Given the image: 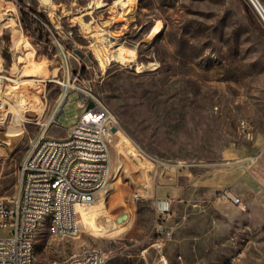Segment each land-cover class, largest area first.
Wrapping results in <instances>:
<instances>
[{"label": "rangeland", "instance_id": "obj_1", "mask_svg": "<svg viewBox=\"0 0 264 264\" xmlns=\"http://www.w3.org/2000/svg\"><path fill=\"white\" fill-rule=\"evenodd\" d=\"M115 1L0 0V197L15 203L53 113L46 133L69 134L85 83L116 120L110 181L74 235L41 225L38 264L92 247L103 264H264L263 21L248 0Z\"/></svg>", "mask_w": 264, "mask_h": 264}, {"label": "built area", "instance_id": "obj_2", "mask_svg": "<svg viewBox=\"0 0 264 264\" xmlns=\"http://www.w3.org/2000/svg\"><path fill=\"white\" fill-rule=\"evenodd\" d=\"M262 20L264 5L261 0H248ZM264 24V23H263ZM72 86V84H71ZM70 87V86H69ZM69 87L65 88L62 99V111L69 98ZM76 105V123L65 137L49 136L47 128L60 115L52 114L48 124L20 165L21 184L19 194L14 204L0 197V264H38L37 258H31L33 244V228L37 219L49 211L51 190L55 186L64 185L65 188H76L89 201V194H97L103 189L111 174L110 136L116 120L112 113L104 107L94 96L92 88L85 83L78 87ZM65 99V101H64ZM71 134H80V142L71 141ZM53 144H61L59 164H52ZM71 144H78V154H71ZM96 152H103L109 159V168L98 165ZM63 163L76 164V172H64ZM81 167H89V175H81ZM94 175H101V182H94ZM220 196L235 204H241L239 196L229 188L221 190ZM92 201H89V203ZM64 205L65 222L56 227H70V234L74 235L76 227L68 226L67 206ZM158 215L166 218L171 212V201L160 198L155 201ZM105 255L100 248H89L87 254H80L79 258L69 256L51 261L49 264H102ZM233 264V263H230Z\"/></svg>", "mask_w": 264, "mask_h": 264}, {"label": "bare ground", "instance_id": "obj_3", "mask_svg": "<svg viewBox=\"0 0 264 264\" xmlns=\"http://www.w3.org/2000/svg\"><path fill=\"white\" fill-rule=\"evenodd\" d=\"M42 1L48 2L50 0H42ZM131 3H132V0H116L114 2L115 5H121L122 7H126V8H129V6H131ZM262 21L264 23V14H262ZM160 24L155 26L154 28L155 33L160 32L161 30ZM86 26L88 27V25ZM127 52L124 51V47L119 46V48H117V50L114 52V55L115 57L119 59L129 60L130 56L125 54ZM99 60L102 65L105 64V60L103 59L101 55H99ZM66 69L69 70V66L66 65ZM67 73L68 74H67L66 82H64L65 87L71 86V82L69 78V71ZM63 97H64V93L62 94L60 98L59 105L62 103ZM2 107H3V102L1 101L0 108ZM48 121L45 122L44 124H48ZM71 141L80 142V134H71ZM60 151H61V144H53L52 164H59V152ZM71 154H78V144H71ZM96 159H98L99 166H102V168H109V159H107V156H105L103 152H96ZM63 171L64 172H76V164L63 163ZM81 175H89V167H81ZM94 182H101V175H94ZM108 184L109 182L107 183L105 187H107ZM96 195L97 194H89V201L94 202ZM89 201L88 199L84 198L83 193L80 190H76V188H65L64 185L55 186V190H51V194H50L49 211L43 213L41 219H37L36 226L33 228V244H32V249H31V258H36L35 240H36L38 230L40 229L41 225L45 221H47V231L50 234H54V235L59 234L60 232L65 231L66 228L70 229V227H61L59 229L56 228L60 225H63L65 222L63 204L67 206L68 216L76 217L75 212L80 211L82 209L81 206L92 203V202L89 203ZM79 222L80 221L77 220L76 218H67L68 226H78ZM88 252H89V249H86L81 252L70 255L69 258H79L80 254H87ZM103 263H104V260H102V264Z\"/></svg>", "mask_w": 264, "mask_h": 264}, {"label": "water", "instance_id": "obj_4", "mask_svg": "<svg viewBox=\"0 0 264 264\" xmlns=\"http://www.w3.org/2000/svg\"><path fill=\"white\" fill-rule=\"evenodd\" d=\"M112 131H113V132L117 131V126H113V127H112Z\"/></svg>", "mask_w": 264, "mask_h": 264}]
</instances>
